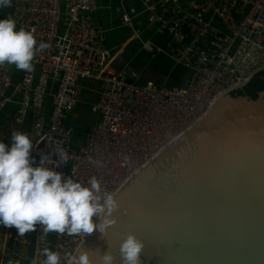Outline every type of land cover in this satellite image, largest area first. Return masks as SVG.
I'll return each instance as SVG.
<instances>
[{
  "label": "built area",
  "instance_id": "obj_1",
  "mask_svg": "<svg viewBox=\"0 0 264 264\" xmlns=\"http://www.w3.org/2000/svg\"><path fill=\"white\" fill-rule=\"evenodd\" d=\"M140 1L146 10L160 8L157 31L174 42L163 52L190 73L185 86L138 84L114 69L110 50L96 36L97 0H22L17 30H34L37 49L33 70H22L14 86L11 68L0 66V112L16 105L0 140L14 130L27 132L36 164L39 153H58L62 147L68 160L57 171L85 184L95 176L105 190L117 193L203 118L219 96L264 68V0H187V6L181 0ZM82 79L100 88L89 106L95 121L76 142L65 117L78 103ZM6 235L22 247L31 244L29 264H43L45 247L67 264L68 254L85 238L45 233L41 225L23 236L15 227Z\"/></svg>",
  "mask_w": 264,
  "mask_h": 264
},
{
  "label": "water",
  "instance_id": "obj_2",
  "mask_svg": "<svg viewBox=\"0 0 264 264\" xmlns=\"http://www.w3.org/2000/svg\"><path fill=\"white\" fill-rule=\"evenodd\" d=\"M249 79L116 193L117 223L81 243L94 264L97 250L121 264L128 232L144 243L140 264H264V89L232 94Z\"/></svg>",
  "mask_w": 264,
  "mask_h": 264
},
{
  "label": "clouds",
  "instance_id": "obj_3",
  "mask_svg": "<svg viewBox=\"0 0 264 264\" xmlns=\"http://www.w3.org/2000/svg\"><path fill=\"white\" fill-rule=\"evenodd\" d=\"M0 7H11V0H0ZM45 47L39 45L41 50ZM36 49L34 30H17L10 16L0 19V66L30 72ZM10 141L9 146L0 140V225L15 227L21 236L41 225L45 233L84 238L94 230L105 235L117 223L114 213L120 210V202L115 192L105 190L95 176L85 184L56 170L68 160L62 147L58 153H39L36 164L31 155L34 143L27 132L14 130ZM143 248V241L128 232L119 243L121 264H140ZM97 251L98 264H114L110 251ZM91 252L81 245L68 254L67 264H94ZM42 255L43 264L61 262V255L49 247Z\"/></svg>",
  "mask_w": 264,
  "mask_h": 264
},
{
  "label": "crops",
  "instance_id": "obj_4",
  "mask_svg": "<svg viewBox=\"0 0 264 264\" xmlns=\"http://www.w3.org/2000/svg\"><path fill=\"white\" fill-rule=\"evenodd\" d=\"M21 5L22 0H11V7H0V19L10 16L17 26ZM185 5H188L187 0H181V6ZM159 9L156 6L153 10H146L140 0H97V8L93 13L96 36L110 50L111 66L127 79L138 84H182L190 73L183 66L173 64L163 52L170 51L174 42L168 33L157 31L155 16ZM125 16L128 20L124 19ZM6 65L12 70L14 86L19 81L22 70L14 65ZM13 86L8 89L9 93L13 91ZM99 88L100 84L93 80L80 81L78 103L70 117L74 120L70 121L68 114L65 117V122L73 127L76 142L83 140L86 130L95 121V115H92L89 106L97 97ZM15 110V103H9L0 112V129L11 120ZM77 112L81 114L80 119H76ZM9 140L10 138L2 139L5 143ZM10 228L14 227L0 225V264H10L13 261L17 264H29L31 244L22 247L8 238L6 232Z\"/></svg>",
  "mask_w": 264,
  "mask_h": 264
},
{
  "label": "trees",
  "instance_id": "obj_5",
  "mask_svg": "<svg viewBox=\"0 0 264 264\" xmlns=\"http://www.w3.org/2000/svg\"><path fill=\"white\" fill-rule=\"evenodd\" d=\"M263 77V78H262ZM264 89V68L257 71L252 75L250 80L245 84L242 89L232 91L233 95L246 94L251 98H256L257 93ZM45 112L49 110V104L45 106ZM72 140H75V132L72 134ZM76 141V140H75Z\"/></svg>",
  "mask_w": 264,
  "mask_h": 264
},
{
  "label": "rangeland",
  "instance_id": "obj_6",
  "mask_svg": "<svg viewBox=\"0 0 264 264\" xmlns=\"http://www.w3.org/2000/svg\"><path fill=\"white\" fill-rule=\"evenodd\" d=\"M77 111V110H76ZM73 112V111H72ZM72 112H70L69 114H68V116H69V118L71 117V113ZM84 115V114H83ZM81 118V114H78V112H77V115H76V119H80ZM72 120H74V119H72V118H70V121H72ZM76 129H77V127H76Z\"/></svg>",
  "mask_w": 264,
  "mask_h": 264
},
{
  "label": "flooded vegetation",
  "instance_id": "obj_7",
  "mask_svg": "<svg viewBox=\"0 0 264 264\" xmlns=\"http://www.w3.org/2000/svg\"><path fill=\"white\" fill-rule=\"evenodd\" d=\"M252 77V76H251ZM263 78V77H262ZM250 80V79H249ZM246 84V83H245ZM245 84L242 86V87H240V88H237V89H234V90H239V89H242L244 86H245ZM233 90V91H234ZM244 95H246V94H244Z\"/></svg>",
  "mask_w": 264,
  "mask_h": 264
},
{
  "label": "bare ground",
  "instance_id": "obj_8",
  "mask_svg": "<svg viewBox=\"0 0 264 264\" xmlns=\"http://www.w3.org/2000/svg\"><path fill=\"white\" fill-rule=\"evenodd\" d=\"M154 158H155V157H154ZM154 158H153V159H154Z\"/></svg>",
  "mask_w": 264,
  "mask_h": 264
}]
</instances>
